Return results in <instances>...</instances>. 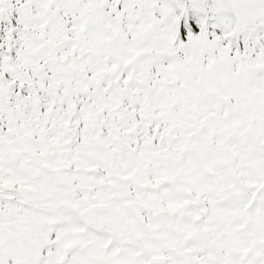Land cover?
<instances>
[{"label":"snow or ice","instance_id":"snow-or-ice-1","mask_svg":"<svg viewBox=\"0 0 264 264\" xmlns=\"http://www.w3.org/2000/svg\"><path fill=\"white\" fill-rule=\"evenodd\" d=\"M0 264H264V0H0Z\"/></svg>","mask_w":264,"mask_h":264}]
</instances>
